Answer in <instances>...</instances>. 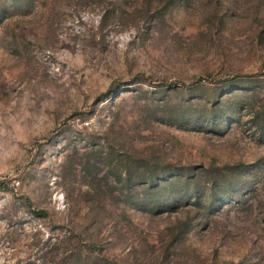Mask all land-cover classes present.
<instances>
[{"label": "rangeland", "instance_id": "1", "mask_svg": "<svg viewBox=\"0 0 264 264\" xmlns=\"http://www.w3.org/2000/svg\"><path fill=\"white\" fill-rule=\"evenodd\" d=\"M0 264H264V0H0Z\"/></svg>", "mask_w": 264, "mask_h": 264}]
</instances>
